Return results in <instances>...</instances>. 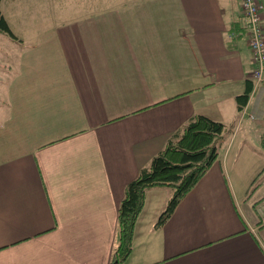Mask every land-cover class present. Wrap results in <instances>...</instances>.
Returning a JSON list of instances; mask_svg holds the SVG:
<instances>
[{
	"label": "crops",
	"instance_id": "0c3cea01",
	"mask_svg": "<svg viewBox=\"0 0 264 264\" xmlns=\"http://www.w3.org/2000/svg\"><path fill=\"white\" fill-rule=\"evenodd\" d=\"M35 2L57 3L28 18L39 45L0 69V264H110L126 185L195 115L232 137L160 227L172 192L146 191L122 264H264V190L245 201L233 179L244 148L261 160L245 180L264 167V81L237 111L254 69L240 0Z\"/></svg>",
	"mask_w": 264,
	"mask_h": 264
},
{
	"label": "trees",
	"instance_id": "16d2710c",
	"mask_svg": "<svg viewBox=\"0 0 264 264\" xmlns=\"http://www.w3.org/2000/svg\"><path fill=\"white\" fill-rule=\"evenodd\" d=\"M0 33L17 39L1 11ZM252 90V81L248 80L243 94L236 97L237 111H243ZM251 116L255 119L254 115ZM253 124L252 136L264 152V118L254 120ZM225 129L224 124L205 115L191 117L181 129L169 136L164 148L126 185L118 206V225L110 264H122L132 252L134 227L142 211L146 191L167 187L172 192L158 216L156 226L160 227L218 158V138Z\"/></svg>",
	"mask_w": 264,
	"mask_h": 264
},
{
	"label": "rangeland",
	"instance_id": "374dc122",
	"mask_svg": "<svg viewBox=\"0 0 264 264\" xmlns=\"http://www.w3.org/2000/svg\"><path fill=\"white\" fill-rule=\"evenodd\" d=\"M2 1V0H1ZM0 1V5H1ZM62 1V0H60ZM262 1V0H261ZM263 2V1H262ZM241 4V2H240ZM57 3L55 4H48V3H40L36 4L35 0H20L14 8L10 12V16H8V24L12 30V32L16 35L17 39H12L7 34L0 33V69L6 68L9 65L10 71L13 72L14 65L17 63V59L23 57L25 50L30 49V46H37L39 45L38 35H39V25H37V29H33L29 27L28 24L38 23V21L28 20V18L33 14H43L49 11L56 10ZM65 9L70 10L71 4L64 5ZM53 8V10L51 9ZM38 17V16H37ZM39 47V46H38ZM37 47V48H38ZM38 54V52H37ZM20 56V58H19ZM3 78L1 81H7V76L4 73L0 72V78ZM4 85L0 84V91L3 95ZM2 97L0 96V102H2ZM246 116V113L242 116ZM251 120L253 119L250 116ZM250 120V121H251ZM226 131L221 134V138L219 140V154H222L223 147H221V141L228 142V140L232 137V132H234V126L228 127L226 126ZM246 134V132H245ZM239 131L238 133L235 132L233 135L232 140L235 143V146L241 142V144L252 145V141L247 140L250 136L247 134L245 135ZM244 156H242L240 160V165H236L235 172L233 174V179L235 184L239 185L240 195L242 196L243 200L250 201L252 200L259 192L264 190V167H261V171L259 174L257 173L250 179L245 180V175L248 171L253 170V167H257L261 160L257 156H251L253 150L249 147L244 148ZM255 167V168H256ZM264 194V191L261 193ZM259 203V202H258ZM257 203V204H258ZM253 205V210L256 213V217L259 218L260 224L264 225V221L260 219V214L257 211L256 205ZM264 217V216H262ZM263 221V223L261 222Z\"/></svg>",
	"mask_w": 264,
	"mask_h": 264
},
{
	"label": "built area",
	"instance_id": "2783aa9c",
	"mask_svg": "<svg viewBox=\"0 0 264 264\" xmlns=\"http://www.w3.org/2000/svg\"><path fill=\"white\" fill-rule=\"evenodd\" d=\"M240 2L243 29L254 65L249 78L253 84V93L264 81V3L261 0H240ZM256 207L260 219L264 221L262 217L264 216V201H260Z\"/></svg>",
	"mask_w": 264,
	"mask_h": 264
},
{
	"label": "water",
	"instance_id": "95a60500",
	"mask_svg": "<svg viewBox=\"0 0 264 264\" xmlns=\"http://www.w3.org/2000/svg\"><path fill=\"white\" fill-rule=\"evenodd\" d=\"M1 1V0H0Z\"/></svg>",
	"mask_w": 264,
	"mask_h": 264
}]
</instances>
